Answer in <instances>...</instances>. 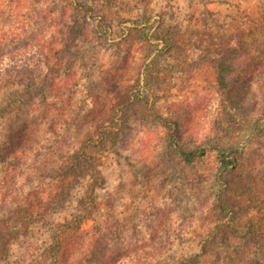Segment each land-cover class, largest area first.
Instances as JSON below:
<instances>
[{
    "label": "rangeland",
    "instance_id": "374dc122",
    "mask_svg": "<svg viewBox=\"0 0 264 264\" xmlns=\"http://www.w3.org/2000/svg\"><path fill=\"white\" fill-rule=\"evenodd\" d=\"M89 3L91 12L76 10L74 14L80 26H87V42L73 55L75 65H69L84 78L69 80L70 84L77 80L78 86L66 83L68 89L58 90L56 84L53 93H45L47 104L40 105L33 117L24 116L22 122L44 114L48 122L55 121L54 127L49 129L35 118L37 124L30 123L23 133L33 132L26 139V162L10 175H4L0 167V232L5 237L0 264H45L44 247L52 231L80 211L82 197L91 207L86 222L77 232L63 233V238L85 247L81 264H264L256 243L230 232L227 213L217 207L222 203L230 209L242 203L247 216L258 221L264 215V132L245 134L243 128L214 132L216 106L225 97L224 83L231 72L223 63L214 64L209 58L214 49L206 43L213 36L224 41L229 24L235 27L237 23H231L229 15L255 14L264 0ZM131 19L141 20L144 31L164 27L176 39V46L160 67V82L151 96L156 103L150 97L131 102L127 108L131 116L117 125L111 117L123 110L122 102L150 47L144 34L125 33L133 25ZM224 61L223 53L220 62ZM201 65L204 70H195ZM154 111L169 122H158ZM12 117L0 118L3 139L12 135V124L22 123ZM174 121L184 129L176 142L185 149L205 146L204 156H178L167 138ZM108 123L111 127L100 140L98 126ZM86 135L96 143L86 150L87 165L95 161L100 179L62 177L61 168L70 158L67 154ZM18 139L12 140L14 147L21 146ZM218 146L237 148L244 158L239 173L223 171ZM253 161L254 169H250ZM249 174L256 181L252 191L259 195L228 189L230 181ZM51 186H58V195L43 210L25 206L30 192ZM159 249L161 254L154 255Z\"/></svg>",
    "mask_w": 264,
    "mask_h": 264
},
{
    "label": "trees",
    "instance_id": "16d2710c",
    "mask_svg": "<svg viewBox=\"0 0 264 264\" xmlns=\"http://www.w3.org/2000/svg\"><path fill=\"white\" fill-rule=\"evenodd\" d=\"M91 1L0 0V50L3 51L5 46H12L10 50L6 49L9 50L7 52H0V118L8 119L16 116V121L22 122L24 116H32L39 111L40 105L47 104L49 97L45 93H53L56 84L59 87L58 90L67 88L66 83L70 87L78 86L77 80L72 84L69 80L72 77L82 80L84 77L81 73H73L69 65L80 45L83 47L87 42L85 38L87 26H80L75 21L74 14L76 10L91 12L93 10L89 3ZM229 19L231 23H237L235 27L229 24L230 31L226 33V39L220 42L213 36L206 42L207 47L211 46L214 49V53L210 52L209 58L214 60L216 65L223 63V66L231 72L230 78H227L225 83L223 81L226 93L224 99L216 106L217 117L213 130L227 133L243 128L241 130H244L245 134L250 131L264 132V4L255 14L244 13L240 17L229 15ZM130 21L133 25H128L126 27L128 31L125 33L135 31L144 34V40H148L150 47L146 51L141 69L128 90L129 95L122 102L123 110L119 109L120 115L111 117V122L114 121L117 125L131 116L130 111L129 114L127 113L131 102L146 101L150 97L153 105L156 103L155 97L151 96L155 94L156 86L160 82L162 74L160 67L164 64L167 53L176 46V39L164 27L144 31L142 27L144 23H141V20L131 19ZM104 27L109 29L110 25L106 24ZM148 34L150 35L147 39ZM207 51L210 50L207 49ZM223 53L226 61L220 62V56ZM72 65L75 63L73 62ZM195 70H204V65L195 67ZM154 114L158 122L162 124L169 122L160 114L157 115L155 111ZM37 116L35 118H39L40 123L47 124L49 129L54 127L55 121L48 122L49 117L46 115L38 114ZM35 118H31V124H37ZM5 123H7L6 120ZM25 123L26 121L17 123L16 126L12 124L13 136H7L5 139L0 137V167L4 175L16 172L17 166L26 162L25 147L29 144L26 139H29L33 132L29 135L23 134L24 130L31 125ZM109 123L98 126L100 140L103 139L106 130L111 127ZM182 130L184 129L179 128L178 121H174L172 128L167 130L168 141L175 147L178 156L184 159L192 155L204 156L205 146L185 149L176 142L182 137L180 133ZM116 131H113L114 134ZM15 136L22 141L20 147H14L12 143ZM24 137L25 140H22ZM77 142L80 144L73 147L71 154H67L70 158L63 164L61 176L65 177L69 174L82 178L88 176L98 181L100 175L95 168V161L92 159L90 165H87L89 155L86 153L88 148L96 144L95 139L86 135ZM37 144L39 146L38 142ZM217 148L221 152L220 161L223 171L231 175L239 173L243 168L244 158L238 153L237 148L229 146ZM250 169H254V161L251 162ZM230 183L228 189L247 192V195L252 197L257 194L256 190L252 191V188L256 186L254 175L249 174L244 179L238 177L236 181H230ZM58 191V186L56 189L52 186L49 189L41 187L36 192L28 194L25 206L28 208L34 205L43 210L44 205L56 199ZM218 197L221 200L220 195ZM250 200L247 202L250 203ZM79 203L80 211L69 215L71 216L69 220L62 221L59 227L52 231L51 240L44 247V255L47 257L45 264L83 263L85 247L78 241H74L75 239L63 238V233L79 231L87 220L85 215L91 211V207L84 203V197L79 199ZM251 203L254 204L252 201ZM236 206L230 209L222 203L217 206L222 212L227 213L226 228L241 238L253 240L256 243V252L264 255V215H260L257 221L252 215L247 216L246 205L239 203ZM262 208L261 205L260 209ZM240 210L246 216L238 212ZM11 228L15 227L11 226ZM9 232L7 231L6 234ZM4 238L0 232V249L2 250L5 248ZM161 252L162 249H159L153 254L160 255ZM141 263L135 262V264Z\"/></svg>",
    "mask_w": 264,
    "mask_h": 264
}]
</instances>
